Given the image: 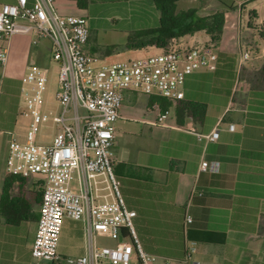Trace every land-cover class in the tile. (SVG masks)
I'll list each match as a JSON object with an SVG mask.
<instances>
[{"label": "crops", "instance_id": "1", "mask_svg": "<svg viewBox=\"0 0 264 264\" xmlns=\"http://www.w3.org/2000/svg\"><path fill=\"white\" fill-rule=\"evenodd\" d=\"M72 1L57 0L60 11L78 14ZM4 2L16 0H0ZM177 4L178 9L196 8L201 16L222 12L221 32L200 30L174 37L166 47L142 48L128 46L135 31L129 28H124L126 38L120 44L96 42L90 32L85 48L97 62L158 54L172 43L183 50L208 44L217 53L211 65L187 75L181 99L125 92L113 124L115 172L128 207L136 210L134 226L143 248L158 257L154 264H264V0ZM155 7L154 0L147 3L144 28L159 24ZM49 47L48 39L35 45L30 36L15 34L9 61L0 65V264H63L33 258L37 220L7 223L2 207L9 141L24 138L25 121H30L19 79L32 66L44 67ZM55 101L53 113L44 108L43 98L41 109L55 115L60 111ZM164 112L168 115L159 123ZM47 126L53 134L58 129L53 121ZM217 126L218 139L198 137ZM204 160L209 162L206 169ZM43 183L39 174L14 181L12 196L24 200L17 210L27 211L29 201L31 214H39ZM66 235L69 239L63 242ZM84 246L83 222L66 219L59 253L80 255ZM191 247L195 250L187 255ZM132 261L140 264L136 256Z\"/></svg>", "mask_w": 264, "mask_h": 264}, {"label": "built area", "instance_id": "2", "mask_svg": "<svg viewBox=\"0 0 264 264\" xmlns=\"http://www.w3.org/2000/svg\"><path fill=\"white\" fill-rule=\"evenodd\" d=\"M15 34L30 36L35 45L48 39L59 63L55 97L60 111L51 116L41 109L47 73L32 66L27 79L36 88H22L30 115L28 129L22 139L11 137L6 160L7 172L44 176L32 257L63 264H129L136 256L140 264H154L158 257L143 248L134 226L136 210L128 207L115 172L113 124L128 90L157 93L171 100L183 98L187 75L216 61L214 47L194 45L183 50L172 43L158 54L97 62L85 48L90 35L87 17L61 12L57 0L0 4L1 66L9 61ZM167 115L162 113L159 123ZM48 121L58 125L53 140L38 141L41 126ZM234 127V123L229 125L231 130ZM197 135L216 140L220 128ZM202 166L206 169L209 162L204 160ZM66 219L83 222L85 246L79 256L59 253ZM100 237L117 242L103 245ZM194 250L189 248L187 255Z\"/></svg>", "mask_w": 264, "mask_h": 264}, {"label": "rangeland", "instance_id": "3", "mask_svg": "<svg viewBox=\"0 0 264 264\" xmlns=\"http://www.w3.org/2000/svg\"><path fill=\"white\" fill-rule=\"evenodd\" d=\"M150 2L151 0H73L72 1V3L76 5L77 9H79L78 14L87 17L89 29L91 32V37L95 39L96 42H104L106 44L107 43L120 44L124 42L126 38V34L123 31L124 28L135 30L137 29L138 24L142 25L143 23H145V20L149 16L148 15L149 9L147 8V3ZM179 9H181V7ZM61 11L66 13L69 12L67 11L66 8L65 10L62 9ZM49 48L50 50L48 51V55L46 58L47 63L43 65L44 67L40 65L37 67L47 69L48 80L46 82V88L43 93V102H44V108L46 107L48 112L53 113L54 110H56L57 108V104L55 101V93L57 90V83L59 76V63L56 60H54L52 56L51 47ZM136 57L138 58V56H132L131 58L124 57L118 60L136 59ZM29 69H27L23 73L20 79L18 78L19 81H21L20 93L23 101L24 98L22 96V88L23 87H28L31 89L36 88V84L30 83L27 79V75L30 71ZM21 120L22 118L19 121ZM26 122L27 121H25L24 129L27 130L29 122L27 123ZM49 122L50 121L42 124L37 137L38 141L45 143L52 142L56 131L53 134V130H51V127L47 126ZM21 128H23L22 125ZM41 192H42L41 189H39V193ZM35 213L36 212L34 211V214ZM68 239L69 236L67 235L64 236L63 242H67ZM98 241L103 245H109V246H114L117 242L116 240L108 237H100ZM69 256H79V255H69ZM130 264H133V261L130 262Z\"/></svg>", "mask_w": 264, "mask_h": 264}, {"label": "trees", "instance_id": "4", "mask_svg": "<svg viewBox=\"0 0 264 264\" xmlns=\"http://www.w3.org/2000/svg\"><path fill=\"white\" fill-rule=\"evenodd\" d=\"M156 10L159 11V24L154 27L144 28L143 24L137 26L133 35L129 37L130 48H142L147 45L166 47L172 38L205 30L209 33L221 32L224 20L222 12H216L210 16H201L196 8L178 9V0H154ZM264 76V69L262 70ZM252 120V119H249ZM26 176L7 172L4 179V193L2 195V207L7 223H18L21 220L31 221L39 219V214H31L30 202L27 201V211L17 210L18 205L24 203L20 196H12L11 189L16 179L22 180ZM42 190V189H41ZM42 201V192H41Z\"/></svg>", "mask_w": 264, "mask_h": 264}]
</instances>
